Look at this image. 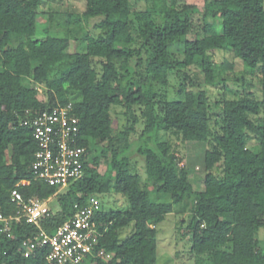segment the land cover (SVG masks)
Returning <instances> with one entry per match:
<instances>
[{
    "label": "trees",
    "instance_id": "16d2710c",
    "mask_svg": "<svg viewBox=\"0 0 264 264\" xmlns=\"http://www.w3.org/2000/svg\"><path fill=\"white\" fill-rule=\"evenodd\" d=\"M41 1L0 0V213H15V187L25 200L54 195L57 210L49 204L50 214L40 220L52 234L75 205L113 193L127 208L107 210L100 200L94 252L104 256L83 264H156L159 225L174 212L186 214L181 222L193 264H264L257 234L264 227V120L257 118L264 105L263 0H203L201 23L193 20L192 4L177 0H150L144 10L131 0H85L82 13L44 11ZM91 20L96 35L87 29ZM61 27L64 35L51 33ZM70 40L82 42V51L66 52ZM173 42L181 45L180 60L171 57ZM215 51L231 52L245 73L259 75L260 99L226 86ZM192 66L205 86L222 85L234 96L211 104L206 89L190 80L193 88L181 84L169 98L162 91L169 74L188 78L183 71ZM34 84L46 89V101ZM66 105L86 155L83 176L57 192L34 176L37 144L21 122ZM117 106L126 122L114 131ZM212 107L218 131L210 128ZM169 134L205 143L203 190L193 189ZM132 152L143 158V179L133 171ZM23 179L28 184L17 185ZM39 230L24 219L12 221L11 233H0V264H49L48 247L28 251L23 244Z\"/></svg>",
    "mask_w": 264,
    "mask_h": 264
},
{
    "label": "rangeland",
    "instance_id": "374dc122",
    "mask_svg": "<svg viewBox=\"0 0 264 264\" xmlns=\"http://www.w3.org/2000/svg\"><path fill=\"white\" fill-rule=\"evenodd\" d=\"M137 10H144L150 5L151 1L146 0H131ZM177 2H186L194 6L193 20L195 23H201L202 20V6L203 0H177ZM264 6V0H263ZM41 9L47 11L48 9H58L65 12L82 13L85 10V0H42ZM44 21V16H41ZM211 21V18H207ZM87 29L91 34L96 35L98 28L95 25V20H91L88 23ZM51 33L57 36L65 34L64 29L53 28ZM192 35H189L190 37ZM83 43L80 41L70 40L69 46L66 52H78L82 51ZM172 52V59H182V49L178 42H173L170 46ZM214 62L223 69L222 77L225 79V84L228 88L237 89L241 93H247L254 99H260V83L259 75H249L244 72L242 63L229 51H215L213 54ZM188 78L183 76V73L174 74L170 73L168 76V84L163 87L162 91L166 92L169 98L177 97L176 91L181 88V84L186 86L185 88L191 89V85L188 83L195 82L198 88H204L209 96L210 103L215 100L224 97L231 98L233 93L224 90L222 85L216 87H207L203 83V76L194 66L185 69ZM38 90V96L41 100H47V91L40 84H34ZM182 86V87H183ZM122 108L117 106L113 109L114 131L122 127L126 120L122 112ZM210 128L212 131H218V123L215 121L218 119V109L212 107ZM257 118L264 120V105L261 107L260 113ZM135 138V137H133ZM168 140L177 147V156L181 158L182 163L188 170V179L192 187L196 191H201L204 188V165L203 157L206 148L203 142L193 141H181L175 138L173 135L168 136ZM253 142H255L253 140ZM97 153V152H96ZM133 171L141 175L142 179L145 176L143 168V158L136 152H132L130 156ZM105 165L102 163L99 167V171H103ZM100 199L103 202L104 209L107 210H125L127 208V202L121 195L109 193L105 197ZM49 204L53 210H57V206L54 203L56 196L52 195L48 198ZM54 206H53V205ZM186 219V214L172 213L167 215L164 222L160 223L159 230L157 232V261L156 264H193L195 257L189 252V241L187 237L183 235L185 231V224H182L181 220ZM181 227V231L179 230ZM133 228V223H129L126 227L120 230V237L124 238L130 234ZM259 247L264 250V227L259 228L258 232Z\"/></svg>",
    "mask_w": 264,
    "mask_h": 264
},
{
    "label": "built area",
    "instance_id": "2783aa9c",
    "mask_svg": "<svg viewBox=\"0 0 264 264\" xmlns=\"http://www.w3.org/2000/svg\"><path fill=\"white\" fill-rule=\"evenodd\" d=\"M21 123L31 127L37 144L31 163L36 178L60 192L83 176L86 148L77 144L78 120L71 114L70 105L44 109ZM27 184L25 179L17 183ZM10 197L17 209L7 216L0 213V233H11V222L19 219L37 226L40 229L38 237L34 241L23 242L28 251L36 246L48 247L46 260L49 264H83L89 256H104L103 250L94 252L101 235L93 220L101 206L97 197H89L84 206L75 205L73 215L52 234L40 226V220L51 212L48 198L31 197L25 200L16 187L11 190Z\"/></svg>",
    "mask_w": 264,
    "mask_h": 264
}]
</instances>
